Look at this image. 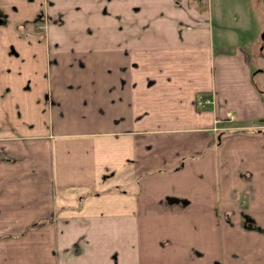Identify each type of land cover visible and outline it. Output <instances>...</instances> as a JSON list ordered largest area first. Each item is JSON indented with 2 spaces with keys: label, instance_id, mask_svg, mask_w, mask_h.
<instances>
[{
  "label": "crops",
  "instance_id": "1",
  "mask_svg": "<svg viewBox=\"0 0 264 264\" xmlns=\"http://www.w3.org/2000/svg\"><path fill=\"white\" fill-rule=\"evenodd\" d=\"M263 16L0 0V264H264Z\"/></svg>",
  "mask_w": 264,
  "mask_h": 264
},
{
  "label": "rangeland",
  "instance_id": "2",
  "mask_svg": "<svg viewBox=\"0 0 264 264\" xmlns=\"http://www.w3.org/2000/svg\"><path fill=\"white\" fill-rule=\"evenodd\" d=\"M259 21L262 22V24H264V16L261 18V17H258L255 19V22L256 23H259ZM260 34V33H259ZM261 42V41H260ZM261 44L263 45L261 48H259L261 46ZM260 46L258 47V49L256 51H254L255 53H252L251 55V64H253V66L256 68V67H264V44L263 42H261ZM263 73V77H264V72ZM261 73V74H262ZM256 79H259V76L258 78ZM1 162V161H0ZM7 163V162H5ZM2 165V164H1ZM0 165V175L3 176V175H9L10 173V169L8 167H2ZM5 166H9L8 164H4ZM7 177H2V179H5ZM4 187L5 188V183H1V180H0V188L1 187Z\"/></svg>",
  "mask_w": 264,
  "mask_h": 264
},
{
  "label": "built area",
  "instance_id": "3",
  "mask_svg": "<svg viewBox=\"0 0 264 264\" xmlns=\"http://www.w3.org/2000/svg\"><path fill=\"white\" fill-rule=\"evenodd\" d=\"M195 102L198 105L209 103L211 102V97L209 95H204L203 93L199 92L198 95L196 96Z\"/></svg>",
  "mask_w": 264,
  "mask_h": 264
}]
</instances>
